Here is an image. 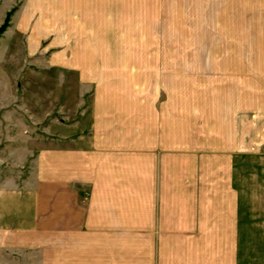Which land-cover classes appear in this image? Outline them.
I'll use <instances>...</instances> for the list:
<instances>
[{
	"label": "crops",
	"instance_id": "0c3cea01",
	"mask_svg": "<svg viewBox=\"0 0 264 264\" xmlns=\"http://www.w3.org/2000/svg\"><path fill=\"white\" fill-rule=\"evenodd\" d=\"M11 21L26 54L49 50L78 77L261 87L256 104H210L227 118L202 117L199 104L190 119L158 117L156 104H91L39 150L22 187L0 190L4 229L35 239L49 264H264V151L258 196L236 179L250 168L236 164L252 153L245 114L264 136V0H19Z\"/></svg>",
	"mask_w": 264,
	"mask_h": 264
},
{
	"label": "rangeland",
	"instance_id": "374dc122",
	"mask_svg": "<svg viewBox=\"0 0 264 264\" xmlns=\"http://www.w3.org/2000/svg\"><path fill=\"white\" fill-rule=\"evenodd\" d=\"M18 5L19 0H0V190L22 187L32 175L39 150L48 147L56 133L66 132L67 125L74 119L85 115L89 118L91 104H156L158 117L164 112L172 119L180 116L190 119L201 105L202 117L227 118L225 108L211 109L210 104H230L228 100L233 95V104H256L259 100V78L75 76L69 71L70 63L51 60L49 50L25 53L20 44L24 37H20L11 21ZM170 63L168 68H175L173 62ZM158 64L162 62H155V70L156 66H161ZM162 104H171V108L163 111ZM194 104L200 106L195 110ZM119 111L125 114L130 110ZM243 118L250 126H245L247 134L243 141L250 143L252 153L243 160L236 158L237 165L250 164L245 174L240 172L239 177L236 174V179L245 180L249 195L257 197V156L264 151V136L259 134L257 115L250 112ZM8 221L11 222L4 221L0 213V264H49L46 261L49 254L34 243L35 239L16 229H4L5 222L10 225Z\"/></svg>",
	"mask_w": 264,
	"mask_h": 264
}]
</instances>
